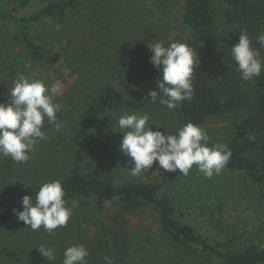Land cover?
Returning a JSON list of instances; mask_svg holds the SVG:
<instances>
[{
    "label": "rangeland",
    "instance_id": "rangeland-1",
    "mask_svg": "<svg viewBox=\"0 0 264 264\" xmlns=\"http://www.w3.org/2000/svg\"><path fill=\"white\" fill-rule=\"evenodd\" d=\"M52 0H32L17 17H29ZM77 7L69 11L62 22L46 20L42 24L20 26L10 18L0 20V102H8L18 73L43 81L50 86L59 80L62 89L54 102L62 105L64 115L61 129L46 132L29 153V159L18 170L12 162L10 171L0 158V198L7 195L14 183L19 186L61 181L73 167L74 134L81 125L89 103L108 87H114L119 98L91 126L87 134L89 146L80 165L83 174L103 180H113L116 185L128 183H158L164 170L153 165L146 175L132 177L126 170L129 157L120 150L123 133L118 125L122 115L147 113L152 130L175 133L182 125L173 109L149 102L148 93L158 91L157 83L141 76L134 66L135 43L146 41L147 51L153 43L179 42L187 44L203 59L207 79L214 85H223L224 96L241 91L247 96L244 106L218 116L209 117L201 125L210 137L209 147L216 143L228 144L235 137L236 126L249 114L254 104L255 91L251 81L241 78V73L230 59L231 47L239 41L241 32H247L252 47L259 49L264 58V48L257 37L264 34V17L248 14L238 21L227 18L229 7L213 0L214 25L209 30L210 43L199 44L183 24L184 0H75ZM8 0H0V13H8ZM264 7V2L259 3ZM29 33L37 36L39 43L61 55L56 66H41L34 62L20 38ZM31 67H25L27 63ZM264 73V71H262ZM156 124V125H155ZM264 185L252 183L239 171L223 169L219 175L205 178L195 166L187 176L179 175L165 186L160 194L167 195L177 216L210 238L225 239L236 236L234 251L243 252L249 246L264 248ZM78 201L65 227L49 235L43 227L33 231L17 216L0 223V264H51L38 247L54 249V264H62L63 253L73 245H84L90 255L88 264H103L107 257L103 227L109 225L116 208L108 204L99 212L95 202L85 198ZM23 210V209H22ZM128 220L127 235L130 244L125 262L112 264H207L197 247L186 248L172 241L162 231L158 213L153 207L124 211Z\"/></svg>",
    "mask_w": 264,
    "mask_h": 264
},
{
    "label": "trees",
    "instance_id": "trees-1",
    "mask_svg": "<svg viewBox=\"0 0 264 264\" xmlns=\"http://www.w3.org/2000/svg\"><path fill=\"white\" fill-rule=\"evenodd\" d=\"M32 0H8V13L1 14V18H10L20 26L27 24H42L46 20L62 22L70 10L77 7L75 0H52L44 4L31 16L15 15L21 13ZM224 2L229 10L227 18L235 22L248 14L264 17V7L259 3L264 0H219ZM213 0H184L183 24L191 31L197 42L202 45L210 43L209 30L214 25ZM21 44L28 50L30 58L41 66H56L60 60L59 52L39 43L37 36L29 33L20 38ZM169 44H165L168 46ZM134 66L138 73L152 82H160L161 73L150 63L151 51H147L146 41L135 43ZM231 64L238 69L233 58ZM255 95L250 114L236 126L235 137L227 146L232 155L225 170L239 171L247 175L248 179L257 185H264V73L252 80ZM193 95L190 101L185 100L173 109L179 123L183 126L193 123L201 126L209 117L218 116L244 106L247 96L241 91L236 95L224 96L221 91L223 85H214L207 79V68L203 59H198L193 70ZM119 94L114 87H108L93 99L87 106L81 125L74 134L73 167L60 182L65 190L66 201L74 198H85L95 202L99 212H103L108 204L120 211L114 213L109 225L103 227L107 257L118 263L125 262L128 257L130 244L127 235L128 220L124 211L153 207L158 213L163 232L170 236L173 242L186 248L197 247L207 264H264V248L256 245L249 246L243 252L233 249L236 236L225 239L210 238L198 232L196 228L187 224L176 214V209L167 195H161V190L172 184L180 175L177 173L162 174L158 183H128L116 185L113 180H103L91 174H83L80 165L84 161L85 151L90 143L87 134L94 122L108 109L113 108L118 101ZM70 114V113H69ZM69 114L57 113L58 122L63 121ZM55 127L45 119L42 131L45 133ZM24 163L19 164V168ZM3 166L11 170L12 162L6 157ZM42 184L19 186L14 183L3 198H0V223L16 214L13 209L22 211V197L29 195L35 202L36 193ZM264 197V193L261 192ZM105 264V262L103 263Z\"/></svg>",
    "mask_w": 264,
    "mask_h": 264
},
{
    "label": "clouds",
    "instance_id": "clouds-1",
    "mask_svg": "<svg viewBox=\"0 0 264 264\" xmlns=\"http://www.w3.org/2000/svg\"><path fill=\"white\" fill-rule=\"evenodd\" d=\"M257 42L264 48V34L257 37ZM150 63L161 73L158 91L148 93L151 103L165 105L169 110L177 108L182 101L192 99L193 70L197 53L187 44L172 42L165 46L162 41L153 43ZM231 56L238 66L241 78L251 81L264 71V58L259 49L252 47L247 32H241L239 41L231 47ZM25 67L30 68L31 63ZM62 89L57 80L50 86L43 81L18 73L8 102H0V158L9 157L14 163H26L29 153L35 149L39 141L46 139L42 131L45 119L59 131L62 125L58 122L57 113L62 105L54 102V97ZM147 113L142 115H122L118 125L123 133L119 150L129 157L130 167L126 170L132 177L146 175L153 170V165L167 173L179 172L183 176L189 174L195 166L205 178L219 175L229 163L231 149L223 143L209 147L210 137L205 129L193 123H187L175 133L152 130ZM66 193L60 181L43 183L36 193L35 202L29 195L22 197L23 210L13 209L20 221L33 231L43 229L53 235L55 230L65 227L72 216L78 201H72L67 207ZM41 255L54 264V249L41 245ZM90 255L84 245H73L65 249L62 264H88ZM105 264H111L105 257Z\"/></svg>",
    "mask_w": 264,
    "mask_h": 264
}]
</instances>
